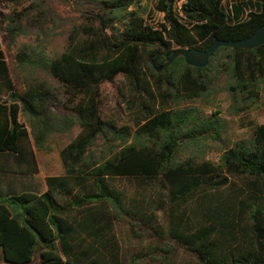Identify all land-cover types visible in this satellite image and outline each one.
Masks as SVG:
<instances>
[{
  "label": "trees",
  "instance_id": "trees-1",
  "mask_svg": "<svg viewBox=\"0 0 264 264\" xmlns=\"http://www.w3.org/2000/svg\"><path fill=\"white\" fill-rule=\"evenodd\" d=\"M145 1L5 0L13 12L0 28L10 42L35 35L36 44L17 56L26 75L19 91L0 41V158L16 164L2 163L0 172H40L26 146L29 126L40 152L75 126L81 132L61 148L65 172L47 177L44 193H0V264H121L118 226L150 242L131 255L133 264L170 263L181 252L189 264H264V124H253L252 135L227 145L218 161L207 160L198 147L226 143L222 119L194 106L215 104L223 76L237 114L263 105L264 46L221 47L204 69L183 57L162 72L153 65L165 51L158 67L180 48L249 38L264 24V0L180 7L157 0L160 28L147 22ZM65 26V50L49 54V38ZM119 76L130 87L128 107L139 109L136 131L102 113L103 85ZM190 147L197 154L181 160ZM233 177L247 179L248 190H232ZM120 179L134 184L133 193L116 185Z\"/></svg>",
  "mask_w": 264,
  "mask_h": 264
},
{
  "label": "rangeland",
  "instance_id": "rangeland-1",
  "mask_svg": "<svg viewBox=\"0 0 264 264\" xmlns=\"http://www.w3.org/2000/svg\"><path fill=\"white\" fill-rule=\"evenodd\" d=\"M157 0H146L145 6L147 7L146 18L147 22L154 26L155 28H160V24L164 22V14L158 12L155 9ZM185 0H180L178 2V7H180ZM234 0H228L227 4L231 5ZM13 8L5 2V0H0V22L4 17L9 16L13 11ZM61 14L65 13L61 11ZM69 26L58 28L55 31V35L50 37L46 49L49 54L61 53L65 50L68 41ZM111 33V31H108ZM0 41L2 43V48L5 52L6 60L8 61L9 67L12 72V76L19 91H23L25 88V78L26 75L20 71L18 63V54L26 51L28 47L36 44L35 35H22L17 37L15 42H10L8 34L0 28ZM226 76H223L218 83V90L220 92L217 95V101L215 104L211 103H197L194 106L200 107L204 110L206 115H213L215 112H220V117L222 119V139L226 140V143L221 141H214L209 139L204 142V144L198 148L201 150V155L205 156L207 160L218 161L222 150L229 145L233 146L237 141L249 138L253 133V124L262 125L264 124V104L258 107H254L250 112H242L237 114L238 109L233 107L230 93L224 89L226 83ZM52 85H56V82L51 80ZM103 93V108L102 113L105 118H112L116 120L119 126H129L132 127L133 131L138 129L136 125L138 121L139 109L136 107L134 112L130 110L127 105V101L130 100V87L125 81L123 76H119L115 82L106 83L102 88ZM264 101V99H263ZM30 137L26 142L28 149H31L37 158V163L40 169L39 174L35 176H21V183H10L8 186H2L0 183V193L10 196L18 195L24 192H33L40 194L42 191L46 190V178L49 176H60L64 174V166L60 156L61 148L65 147L72 140H74L78 134L81 132L79 126H75L69 134L64 136H55L51 144L53 150L51 152H40L35 146L34 136L32 134V129L29 126ZM133 138L130 140L129 144L133 142ZM116 145L119 142L115 143ZM105 149V141L100 139L97 142V146L94 147L95 154L99 157L102 151ZM197 154L196 147L186 148L180 152L179 157L181 160L187 159L190 156ZM2 163H8L10 166H16L13 161H6L5 158H0V165ZM11 175V174H10ZM10 175H5L7 178H12ZM18 180V179H17ZM232 181L236 183L235 188L232 190H248L247 189V179L245 178H232ZM116 185L123 191L127 193H133L135 186L132 182L127 179H120L116 181ZM13 186V187H12ZM37 188H36V187ZM229 194V190L226 191ZM162 222H163V218ZM115 235L119 245L121 246L120 251V262L121 264H133L131 261V255L134 252H138L140 246L150 245L149 241L138 242L134 240L125 226H118L115 228ZM190 258L184 253L177 254L170 263L165 264H189ZM147 264V263H144ZM148 264H164L159 261H150Z\"/></svg>",
  "mask_w": 264,
  "mask_h": 264
},
{
  "label": "water",
  "instance_id": "water-1",
  "mask_svg": "<svg viewBox=\"0 0 264 264\" xmlns=\"http://www.w3.org/2000/svg\"><path fill=\"white\" fill-rule=\"evenodd\" d=\"M96 17L100 19L103 31H106L104 18L100 15H96ZM262 46H264V24L259 27V29L252 36L246 39L228 41L215 39L214 43L208 50H201L198 48L177 49L170 57L167 58V62L165 64H163L161 67H158L157 62L159 58L162 55L165 56L167 54V51H165L153 61V65L156 67L158 72H162L163 69L171 65L176 59L183 57L189 66L204 69L209 66L211 58L214 57L218 49L221 47L232 48L235 51H239L240 49L253 50Z\"/></svg>",
  "mask_w": 264,
  "mask_h": 264
},
{
  "label": "crops",
  "instance_id": "crops-1",
  "mask_svg": "<svg viewBox=\"0 0 264 264\" xmlns=\"http://www.w3.org/2000/svg\"><path fill=\"white\" fill-rule=\"evenodd\" d=\"M39 174V173H38ZM5 175H10L9 173H2V172H0V183H2L1 185L2 186H8V187H11V186H9L8 184H10V183H17V185L18 184H20L21 183V179H20V177H16L15 175H17V174H11L10 176L12 177V178H7ZM35 175H37V174H31V176H35ZM21 176H28V175H21ZM30 176V175H29ZM18 179V180H17ZM13 187V186H12ZM36 187V186H35ZM37 188V187H36ZM46 190H47V185H46ZM45 190V191H46ZM45 191H42V193H44ZM42 193H40V194H42Z\"/></svg>",
  "mask_w": 264,
  "mask_h": 264
}]
</instances>
